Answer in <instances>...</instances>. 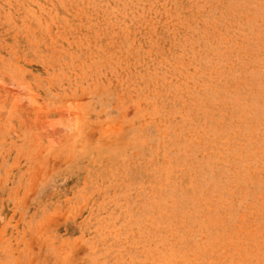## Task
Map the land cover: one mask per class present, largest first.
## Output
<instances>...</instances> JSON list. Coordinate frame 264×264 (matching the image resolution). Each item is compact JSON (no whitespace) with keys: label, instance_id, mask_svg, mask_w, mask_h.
I'll return each instance as SVG.
<instances>
[{"label":"rangeland","instance_id":"374dc122","mask_svg":"<svg viewBox=\"0 0 264 264\" xmlns=\"http://www.w3.org/2000/svg\"><path fill=\"white\" fill-rule=\"evenodd\" d=\"M0 264H264V0H0Z\"/></svg>","mask_w":264,"mask_h":264}]
</instances>
